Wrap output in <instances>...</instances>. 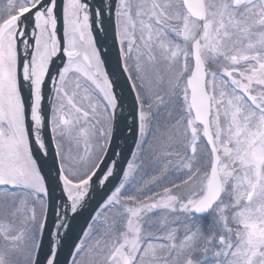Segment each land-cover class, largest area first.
I'll return each instance as SVG.
<instances>
[{
  "label": "snow or ice",
  "instance_id": "snow-or-ice-1",
  "mask_svg": "<svg viewBox=\"0 0 264 264\" xmlns=\"http://www.w3.org/2000/svg\"><path fill=\"white\" fill-rule=\"evenodd\" d=\"M0 264H264V0H0Z\"/></svg>",
  "mask_w": 264,
  "mask_h": 264
},
{
  "label": "water",
  "instance_id": "water-1",
  "mask_svg": "<svg viewBox=\"0 0 264 264\" xmlns=\"http://www.w3.org/2000/svg\"><path fill=\"white\" fill-rule=\"evenodd\" d=\"M121 143H122V141H121ZM130 143H131V141H129V144H130ZM84 215L86 216L87 213H84ZM81 222H82V221L78 218V220H77V224L75 225V228H74V233H75V231H78V229H79V224H80ZM74 233H73V235H74ZM71 242H72V237L69 238L68 244L70 245Z\"/></svg>",
  "mask_w": 264,
  "mask_h": 264
}]
</instances>
